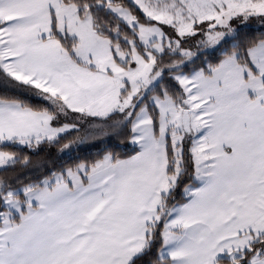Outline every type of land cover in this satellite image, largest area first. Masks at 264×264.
Segmentation results:
<instances>
[{"label":"snow or ice","instance_id":"1","mask_svg":"<svg viewBox=\"0 0 264 264\" xmlns=\"http://www.w3.org/2000/svg\"><path fill=\"white\" fill-rule=\"evenodd\" d=\"M0 264H264V0H0Z\"/></svg>","mask_w":264,"mask_h":264}]
</instances>
